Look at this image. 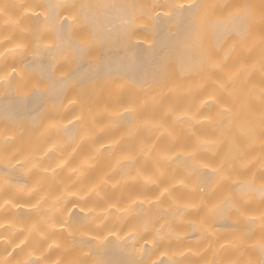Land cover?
Instances as JSON below:
<instances>
[{
  "label": "bare ground",
  "instance_id": "obj_1",
  "mask_svg": "<svg viewBox=\"0 0 264 264\" xmlns=\"http://www.w3.org/2000/svg\"><path fill=\"white\" fill-rule=\"evenodd\" d=\"M0 264H264V0H0Z\"/></svg>",
  "mask_w": 264,
  "mask_h": 264
},
{
  "label": "snow or ice",
  "instance_id": "obj_2",
  "mask_svg": "<svg viewBox=\"0 0 264 264\" xmlns=\"http://www.w3.org/2000/svg\"><path fill=\"white\" fill-rule=\"evenodd\" d=\"M181 7H183V6H181ZM190 7H196V5H191Z\"/></svg>",
  "mask_w": 264,
  "mask_h": 264
}]
</instances>
